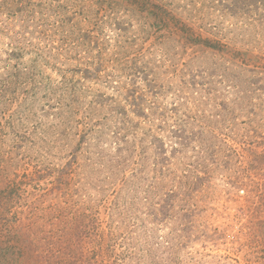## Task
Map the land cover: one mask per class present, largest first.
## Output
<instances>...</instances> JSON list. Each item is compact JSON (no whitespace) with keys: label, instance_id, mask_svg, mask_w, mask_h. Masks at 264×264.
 I'll return each instance as SVG.
<instances>
[{"label":"rangeland","instance_id":"obj_1","mask_svg":"<svg viewBox=\"0 0 264 264\" xmlns=\"http://www.w3.org/2000/svg\"><path fill=\"white\" fill-rule=\"evenodd\" d=\"M0 264H264V0H0Z\"/></svg>","mask_w":264,"mask_h":264},{"label":"trees","instance_id":"obj_2","mask_svg":"<svg viewBox=\"0 0 264 264\" xmlns=\"http://www.w3.org/2000/svg\"><path fill=\"white\" fill-rule=\"evenodd\" d=\"M138 74L140 76L142 75L141 73H138ZM143 75L146 76L145 74H143ZM148 79H149V76H146V78H144V81H148L147 82L148 84L150 83L149 85L147 84L146 88L150 91L149 92L150 94H153V96L157 98L159 96V92L158 91H162V89H166V88H162L164 86H160V87L156 86L157 85L156 82L154 84V83H152L151 80H148ZM116 83H117V81H116ZM136 85H137V83H134V86H136ZM136 87H139V86H136ZM144 90L141 89L140 90L141 91L140 95L135 97V95L137 94V91L136 90L130 91L129 88L124 87V84H122L120 87L117 88V90H115L117 92L115 94L116 96L114 95L111 98L109 96L107 97L105 95H100L99 96V100L97 102H98V105L100 107H106L108 110L113 111V112L116 111V113H118V115L121 117L120 118V120H121L120 122H125V123H128L129 121L132 120L130 118L129 114H128V110H126L125 105L129 104L132 107H136V110L135 111H130V113L135 114V116L138 117L139 119H143V120L139 121L140 122L139 124H137V126L141 127L142 122H145V121H147L149 123L153 122L152 116H153V104L154 103L150 102L149 100L145 101V99L148 98V97L146 96V93H142V92H144ZM123 93L126 94V98L125 99H122ZM132 97H135V98L132 100ZM177 97L180 98V96H177ZM72 104H79V101L78 100H73ZM72 104H70L71 106H67V110L65 111L66 119H65L64 123H65L66 127H73V125L79 124V125H82V127L84 128V130L81 131V134L79 133L80 135L84 136V137H82L83 139L86 137L87 132H89L88 136H90L91 134H92V136H94V134H96V133H94V131L96 129L93 128L95 126L90 124L91 119L93 118L92 110L88 111V108H86L85 111L83 112V111H80V109H78L77 107L72 106ZM80 104H82V102H80ZM123 104H125V105H123ZM112 105H115V107H112ZM129 105H127V106H129ZM147 112H149V113H147ZM145 113H146V116H145ZM77 116H79V117L83 116V122H79V120H76ZM104 119H108V118L106 117ZM128 119H130V120L128 121ZM84 121H85V123H84ZM127 129H128V127L127 128L120 127L119 131H117L118 132V138L115 141V144L117 146L118 157H116V158L118 160H119V158L121 159L120 153H124V151H125L124 147L127 148V143L130 144V142H127L126 140H124L123 137L119 138L121 136V134H126V130ZM105 136H107V135H105ZM100 137H102V136H100ZM61 140L60 139L56 140V138H55L53 143H55L56 141L59 142ZM129 148H131V150H132L131 153L133 154L134 151L132 149V146H129ZM76 159L78 160V157H76ZM127 164L130 165V161L125 159V158H124V160H122V162L121 161L116 162V166L118 168H120V171L124 170L126 168ZM122 167H123V169L121 170ZM142 167L145 168L146 166L142 165ZM65 172L66 171H64L63 173H65ZM70 172H72V174L74 173L73 171H70ZM76 173H77V169H75V173L74 174H76ZM123 173H124V171H123ZM123 173H122L123 186L127 185V184H134V180L133 179H131V180L128 179L126 174H123ZM140 173L142 174V177H138L137 176V180L147 181L148 179H147V176H146L145 172L141 171ZM70 177H72V176H70ZM81 181H83L81 178L76 180L75 182H77V184L75 185V187H78V185L81 183ZM137 182L138 181H136V184H137ZM60 184H61L60 186L62 187L63 183L61 181H60ZM77 213H80V212L77 211ZM86 217L90 218L91 216L89 214H87L86 212H83L82 214L75 216L73 218V219H75V221L73 223H71L70 225H74L75 226V225H77L79 223H82L79 220H82V219H84ZM63 218H65V217L63 216ZM18 219H19V216L16 215L15 221L13 220V218H10L8 221H12V222L14 221V223L15 222L18 223ZM61 219L62 218H59L60 221H61ZM14 223L12 224V226L9 227L8 232H10L12 230V228L14 227ZM32 228L35 229L34 225H32V226H30L29 224L26 225V229H27L28 233L32 232V230H33Z\"/></svg>","mask_w":264,"mask_h":264}]
</instances>
